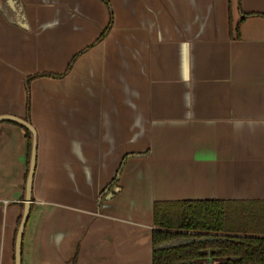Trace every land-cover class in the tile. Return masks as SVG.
Returning <instances> with one entry per match:
<instances>
[{
    "label": "crops",
    "instance_id": "obj_1",
    "mask_svg": "<svg viewBox=\"0 0 264 264\" xmlns=\"http://www.w3.org/2000/svg\"><path fill=\"white\" fill-rule=\"evenodd\" d=\"M107 2L99 41L103 0L0 3V114L36 133L21 264H151L154 201L264 200V0ZM27 147L0 122V264Z\"/></svg>",
    "mask_w": 264,
    "mask_h": 264
},
{
    "label": "trees",
    "instance_id": "obj_2",
    "mask_svg": "<svg viewBox=\"0 0 264 264\" xmlns=\"http://www.w3.org/2000/svg\"><path fill=\"white\" fill-rule=\"evenodd\" d=\"M109 10L107 25L95 41L108 33L113 14ZM240 19L236 22L238 32L247 15L238 3ZM74 59V58H73ZM70 60L60 74L63 75L73 62ZM26 81V111L29 110L28 82ZM27 115V114H26ZM28 119V115L25 119ZM28 142L27 163L30 155V132L19 124ZM128 153L122 157L119 168L111 182L100 192L102 198L108 192L116 193L118 177L128 156L146 155ZM20 217L17 220L19 224ZM151 264H264V200L242 199H175L156 200L153 203V228L151 230ZM14 262V259H13ZM76 264V255L72 259Z\"/></svg>",
    "mask_w": 264,
    "mask_h": 264
},
{
    "label": "water",
    "instance_id": "obj_3",
    "mask_svg": "<svg viewBox=\"0 0 264 264\" xmlns=\"http://www.w3.org/2000/svg\"><path fill=\"white\" fill-rule=\"evenodd\" d=\"M2 1V0H1ZM3 4H8L10 7H14L13 0H3ZM3 121H12L20 126L26 128L30 132V155L28 159V168H27V174L25 178V184H24V203H23V209L21 212V217L19 224L16 228L15 232V238H14V245H13V264H21V241H22V234L23 230L28 218L29 214V203L31 202V181L35 166V155H36V133L35 129L31 125V123L28 120H25L21 117H18L13 114H0V122ZM111 194H108V197H110ZM151 239V238H150Z\"/></svg>",
    "mask_w": 264,
    "mask_h": 264
},
{
    "label": "flooded vegetation",
    "instance_id": "obj_4",
    "mask_svg": "<svg viewBox=\"0 0 264 264\" xmlns=\"http://www.w3.org/2000/svg\"><path fill=\"white\" fill-rule=\"evenodd\" d=\"M25 117H26V116H25ZM25 117H24L23 119H25ZM25 120H28V121H29V119H27V118H26Z\"/></svg>",
    "mask_w": 264,
    "mask_h": 264
}]
</instances>
